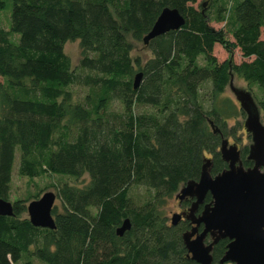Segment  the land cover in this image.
<instances>
[{
	"label": "trees",
	"instance_id": "obj_1",
	"mask_svg": "<svg viewBox=\"0 0 264 264\" xmlns=\"http://www.w3.org/2000/svg\"><path fill=\"white\" fill-rule=\"evenodd\" d=\"M194 1L12 0L9 28L0 25V197L9 199L17 149L20 174L88 179L59 184L54 228L33 225L27 203L13 200V214H0V264H34L33 256L46 264H197L181 238L192 223L168 221L165 199L198 177L204 158L211 173L226 165L218 146L236 106L221 93L229 63L216 59L214 43L246 57L233 67L256 86L264 122V0H210L205 10ZM7 2L0 0V10ZM164 6L177 8L184 23L150 38L152 55L142 60L129 37L142 39ZM210 18L226 21L233 39ZM68 39H79L78 64L64 51ZM73 84L88 87L82 101L74 100ZM132 184L149 187L150 197L137 204ZM125 217L131 226L119 235ZM227 241L212 245L213 263L232 264L218 262Z\"/></svg>",
	"mask_w": 264,
	"mask_h": 264
},
{
	"label": "water",
	"instance_id": "obj_2",
	"mask_svg": "<svg viewBox=\"0 0 264 264\" xmlns=\"http://www.w3.org/2000/svg\"><path fill=\"white\" fill-rule=\"evenodd\" d=\"M183 23L184 17L177 8L164 6L142 40L147 43L150 38L176 29ZM141 76V70L134 74V87L138 86ZM227 84L245 114L243 126L250 135L245 158L251 164L244 166L236 143H229L226 137H221L218 151L226 165L211 173L210 159L204 158L198 177L185 180L174 194L178 199H192L185 211L170 215V222L174 224L183 216L192 223L189 229L182 231L181 238L186 254L197 264H215L210 250L219 238L224 237L228 241L218 262L264 264V122L251 91L234 85L231 73ZM209 124L213 131L218 130L211 121ZM207 192L210 200L203 203L201 210L195 214L197 205L203 202ZM55 198L56 192L45 190L27 202V215L33 225L56 226L52 213ZM0 214H13L11 200L0 197ZM200 223L202 227L197 230ZM130 226V219L125 217L116 232L122 235ZM206 236L209 238L207 241Z\"/></svg>",
	"mask_w": 264,
	"mask_h": 264
},
{
	"label": "rangeland",
	"instance_id": "obj_3",
	"mask_svg": "<svg viewBox=\"0 0 264 264\" xmlns=\"http://www.w3.org/2000/svg\"><path fill=\"white\" fill-rule=\"evenodd\" d=\"M233 1L234 0H226L225 3L227 6H230L233 3ZM192 4L193 6H196L197 8H203V10H205L209 7L210 0H195ZM11 8H12V0H8L6 6L0 10V25L4 28H9ZM209 24L213 28H221L224 31L227 40L233 39L229 31V25L226 21L224 20L216 21L213 18H210ZM13 35L16 36V34H13ZM260 36L261 37L264 36L263 29H261ZM129 38L132 40L134 44V48L132 50L133 55H136V54L141 55L142 60H145L147 57L152 55L150 48L146 45V43L143 42L142 39H132L131 37ZM227 46H224L223 44L216 42L213 44L212 53L215 55L218 61H221V60L228 61L229 63L228 70L232 74V82L234 85L244 87L250 90L251 93L253 91L255 93H258V90L256 89L255 85H252V87L249 88L247 86L246 80H244L234 70L233 66L239 63L241 60L246 59V57L241 55L240 50L238 49L237 46H230V45H227ZM64 51L66 54L69 55V57L71 58L74 64H78L80 56H81V46L79 44V39L66 40L64 42ZM198 61L200 63L203 62L200 56H198ZM227 82L228 80L225 81L222 87L221 93L223 95L228 96L233 101V103L236 106V109L234 113L225 115V118H226L225 130L226 131L223 137H226L229 143H236L241 153L245 150L244 154L246 155L248 144L250 142V135L247 131H245L244 126H243V119H244L245 114L239 108L238 102L236 101L233 94L229 90ZM208 88H209V82L206 81L203 83L201 87V93L203 91L206 92ZM70 89L73 93V98L76 101H82L84 99V95L88 91L87 86L80 85V84H73L70 86ZM116 106L120 107L119 104H117ZM144 109H147V107H144V106L135 107V110H139V111L144 110ZM238 110H240L241 113L237 112ZM18 162H19V151L17 149L13 171L11 174V182H10L9 200L11 201L20 198L25 203H27L29 200L40 196L45 190H53L54 192H57V188L59 184L63 181H67L69 183L80 185V184L85 183L88 179V173H84L82 176L77 177V178L71 175H65L62 173H53V172H46L38 176L30 177L27 175L20 174L18 172ZM176 191L177 190L173 191L165 199L164 208L166 211V215L168 216L167 218L168 221H170L169 216L173 212H179L181 210L185 211L186 207L189 205V204L184 203L183 201H180V199H177V197H175L174 194L176 193ZM151 193H152L151 189L142 184H132L129 187V194L137 204H140L144 200L148 199ZM54 205H56L58 210H61V203H60V199L58 198V196H56L55 198ZM24 258L25 256L23 257V259ZM31 259L34 264H46L43 260H41L40 258L36 256H33ZM20 263L21 261H18V264Z\"/></svg>",
	"mask_w": 264,
	"mask_h": 264
},
{
	"label": "flooded vegetation",
	"instance_id": "obj_4",
	"mask_svg": "<svg viewBox=\"0 0 264 264\" xmlns=\"http://www.w3.org/2000/svg\"><path fill=\"white\" fill-rule=\"evenodd\" d=\"M187 198H188V197L181 198L180 201L185 200V199H187ZM177 199H178V198H177ZM190 199H192V198L190 197ZM203 199H204V198H203ZM180 201H179V202H180ZM190 201H191V200H190ZM206 202H207V201H206ZM189 203H190V202H189ZM203 203H205L204 200H203V202H202V205H203ZM198 205H199V204H198ZM198 205H197V207H198ZM202 205H201V208H202ZM186 208H187V207H186ZM201 208H200V210H201ZM200 210H199V211H200ZM183 211H184V210H181V211H179V212H183ZM197 213H198V212H196V210H195V214H197ZM182 218H185V217L182 216L180 219H182ZM180 219H179V220H180ZM185 219H187V218H185ZM179 220H178V221H179ZM200 224H201V223H200ZM200 224L197 225V230H200V229H201L202 224H201V227L198 228V226H199ZM189 228H190V226H189L188 228H186V229H189ZM208 239H209L208 236H206L205 240L207 241Z\"/></svg>",
	"mask_w": 264,
	"mask_h": 264
},
{
	"label": "bare ground",
	"instance_id": "obj_5",
	"mask_svg": "<svg viewBox=\"0 0 264 264\" xmlns=\"http://www.w3.org/2000/svg\"><path fill=\"white\" fill-rule=\"evenodd\" d=\"M240 150V149H239Z\"/></svg>",
	"mask_w": 264,
	"mask_h": 264
}]
</instances>
